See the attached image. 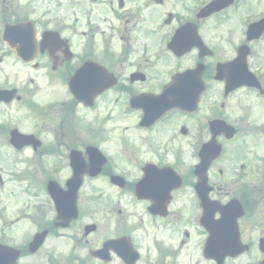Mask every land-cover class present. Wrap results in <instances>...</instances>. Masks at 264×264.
Listing matches in <instances>:
<instances>
[{
    "label": "flooded vegetation",
    "instance_id": "af4514ba",
    "mask_svg": "<svg viewBox=\"0 0 264 264\" xmlns=\"http://www.w3.org/2000/svg\"><path fill=\"white\" fill-rule=\"evenodd\" d=\"M1 114L27 154L15 264H264V0H0Z\"/></svg>",
    "mask_w": 264,
    "mask_h": 264
},
{
    "label": "rangeland",
    "instance_id": "374dc122",
    "mask_svg": "<svg viewBox=\"0 0 264 264\" xmlns=\"http://www.w3.org/2000/svg\"><path fill=\"white\" fill-rule=\"evenodd\" d=\"M0 119H3V114L0 115ZM26 155V153H23L22 155L16 157L12 155L9 150L5 149V147L0 150V176L3 181V187H0V204L5 203L7 208H12V215H5L4 217H1L0 225H3L2 222L6 219L13 220V226L6 227L4 230L6 232L9 231L10 233L12 231V234L14 235V243H18L26 233L32 231L31 225L27 224L29 221H26L25 219L17 221V215H15L16 208L20 206V201L17 199V195L19 192H24L25 182L19 178L14 179V173H19L20 175L22 174L21 170H24L23 166L27 161ZM22 178H25L24 175H22ZM98 182H101V186H105L102 179ZM96 187V185L90 186L89 191L92 188L96 189ZM101 190L103 191L104 189L102 188ZM34 217H36V215L30 216L29 220L34 219ZM112 223V225H114L115 222L112 221Z\"/></svg>",
    "mask_w": 264,
    "mask_h": 264
},
{
    "label": "water",
    "instance_id": "95a60500",
    "mask_svg": "<svg viewBox=\"0 0 264 264\" xmlns=\"http://www.w3.org/2000/svg\"><path fill=\"white\" fill-rule=\"evenodd\" d=\"M4 249H6V250H4V251H5V252H6L8 255H10V256H11V254L9 253V251H10V250H9L8 248H4ZM7 249H8L9 251H8ZM12 255H13V257H15V256H16V255H14V254H12Z\"/></svg>",
    "mask_w": 264,
    "mask_h": 264
}]
</instances>
